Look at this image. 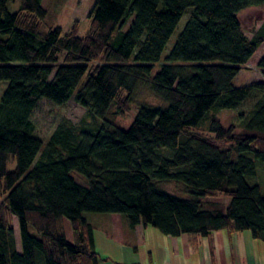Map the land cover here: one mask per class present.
<instances>
[{
	"label": "trees",
	"instance_id": "trees-1",
	"mask_svg": "<svg viewBox=\"0 0 264 264\" xmlns=\"http://www.w3.org/2000/svg\"><path fill=\"white\" fill-rule=\"evenodd\" d=\"M10 1L0 0V82H9L0 101V264H100L86 213L120 214L132 229L171 237L250 230L264 241V190L250 181L264 167V80L235 85L264 44V24L250 38L239 14L264 0H96L85 36L45 30L44 0H20L16 12ZM144 80L169 105L144 103L122 128L113 118L132 109ZM251 96L243 131L210 117ZM73 97L91 120L63 122L45 142L32 120L39 101ZM173 181L189 198L161 187ZM221 196L230 202L212 200Z\"/></svg>",
	"mask_w": 264,
	"mask_h": 264
},
{
	"label": "rangeland",
	"instance_id": "rangeland-1",
	"mask_svg": "<svg viewBox=\"0 0 264 264\" xmlns=\"http://www.w3.org/2000/svg\"><path fill=\"white\" fill-rule=\"evenodd\" d=\"M96 0H44L43 5L48 10L45 20V30L62 27L67 32L77 27L78 34L85 36L91 28L94 19V7ZM20 0H11L9 9L18 11ZM191 10V9H190ZM191 15L187 12L181 19L175 33L161 60L155 63L152 74L158 72L162 65L167 62L180 33L183 31ZM244 32L250 38L264 24V6H252L239 14ZM264 55L262 44L255 55L248 62L245 69L235 79V85L240 87L264 80V71L258 63ZM9 82H0V101L8 88ZM147 103L159 107H167L169 103L157 97L151 90L147 80L140 82L135 92L132 109L122 115L113 118V122L122 128L129 129L137 116L142 104ZM255 99L249 97L237 109H223L218 113L211 111L210 117L215 114L222 125L226 128L236 126L238 131H243L245 116L249 115ZM35 133L49 140L55 130L63 122L71 121L75 124L89 122L90 111L83 107L74 97L63 105H58L48 99H41L32 117ZM102 122L101 119H99ZM205 120L203 126L209 125ZM208 127L206 130H208ZM14 164L10 165L13 169ZM80 182L86 178L77 172H73ZM257 180L264 190V167H261ZM161 187L166 191L183 198H189V194L181 182H165ZM213 201L228 204L229 197H216ZM87 219L94 226L96 247L101 255L100 264H264V241L255 239L250 230L229 233L227 230L213 232L210 236H194L185 234L179 237L164 235L157 228L149 225L147 228L132 229L126 219L116 213H86ZM14 226L17 242L21 249L19 223L14 218ZM66 234L72 238V228L69 221L65 220ZM31 232H35L31 228Z\"/></svg>",
	"mask_w": 264,
	"mask_h": 264
},
{
	"label": "crops",
	"instance_id": "crops-1",
	"mask_svg": "<svg viewBox=\"0 0 264 264\" xmlns=\"http://www.w3.org/2000/svg\"><path fill=\"white\" fill-rule=\"evenodd\" d=\"M141 227H143L144 229L147 227H144L143 225H138L134 230H138L141 229ZM183 236V235H182ZM181 237V236H180ZM118 264H134V263H130V262H126V263H118Z\"/></svg>",
	"mask_w": 264,
	"mask_h": 264
}]
</instances>
